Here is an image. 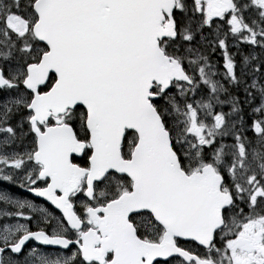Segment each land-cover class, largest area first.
I'll use <instances>...</instances> for the list:
<instances>
[{
  "label": "snow or ice",
  "instance_id": "6c2138e0",
  "mask_svg": "<svg viewBox=\"0 0 264 264\" xmlns=\"http://www.w3.org/2000/svg\"><path fill=\"white\" fill-rule=\"evenodd\" d=\"M0 264H264V0H0Z\"/></svg>",
  "mask_w": 264,
  "mask_h": 264
}]
</instances>
